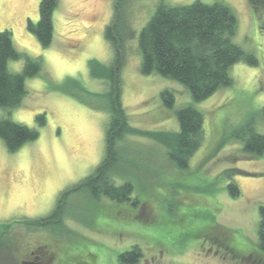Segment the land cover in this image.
I'll return each mask as SVG.
<instances>
[{"label": "rangeland", "instance_id": "374dc122", "mask_svg": "<svg viewBox=\"0 0 264 264\" xmlns=\"http://www.w3.org/2000/svg\"><path fill=\"white\" fill-rule=\"evenodd\" d=\"M115 1L58 0L52 40L43 48L27 29L28 21L39 20L40 0H0V32L9 30L22 54L8 71L21 72L27 59L40 63L39 72L24 81L20 105L0 108V119L38 132L13 153L0 139V264H19L40 249L51 255V264H122L118 256L134 246L142 253L139 264H264L257 235L264 153L243 150L250 133L264 134V18L246 0H129L124 16L136 34L124 43L119 77L130 125L175 131V112L192 104L204 116L203 142L180 169L150 137H127L114 179L131 183L134 205L85 188L61 197L103 159L111 101L107 75L115 58L104 30ZM160 1L229 6L236 17L232 41L256 64L233 65L232 84L199 103L180 83L141 74L138 33ZM165 89L174 95L170 109L160 98ZM60 199L59 220L38 223Z\"/></svg>", "mask_w": 264, "mask_h": 264}, {"label": "trees", "instance_id": "16d2710c", "mask_svg": "<svg viewBox=\"0 0 264 264\" xmlns=\"http://www.w3.org/2000/svg\"><path fill=\"white\" fill-rule=\"evenodd\" d=\"M58 0H40L39 20L28 21L27 29L40 46L46 48L52 40V14ZM129 0L114 2L113 19L104 30V38L112 46L114 61L109 67L107 79L110 85L109 122L105 134L104 155L94 173L77 185L62 193L64 199L70 191L88 189L93 196L102 195L118 203L131 201L133 186L130 182L117 185L115 175L122 160L121 146L130 135L148 136L161 144L174 166L188 167L189 161L204 139V116L194 107L187 105L175 112L178 129L175 131H140L130 125L120 102L119 69L124 54V43L135 36V31L125 20V8ZM256 15L264 18V0H246ZM236 29V17L231 8L222 3L206 4L195 1L188 5L170 6L158 3L153 15L140 29L137 37L140 54V73L158 74L185 86L192 103H199L218 89L232 84L230 69L241 61L256 64V58L232 41ZM22 54L12 42L9 30L0 32V108H16L23 100L26 89L24 81L35 76L40 63L35 59L25 60L21 72L8 71L10 61H19ZM95 63L93 62V65ZM163 105L170 109L174 105V95L170 90L160 92ZM264 117V108L262 110ZM40 118V117H39ZM38 132L22 124L0 119V139L9 153L17 151L25 143L34 141ZM243 150L252 155L264 153V134L250 133L243 140ZM231 196L238 195V189L229 185ZM46 218L39 222L57 221L63 213L62 200ZM133 205L137 199L132 200ZM257 229L258 246L264 252V206L259 209ZM40 249L36 254H45ZM51 257V255H50ZM142 257L139 247L118 256L122 264H137Z\"/></svg>", "mask_w": 264, "mask_h": 264}, {"label": "flooded vegetation", "instance_id": "af4514ba", "mask_svg": "<svg viewBox=\"0 0 264 264\" xmlns=\"http://www.w3.org/2000/svg\"><path fill=\"white\" fill-rule=\"evenodd\" d=\"M142 258V257H141ZM140 258V259H141ZM140 259L137 264H139ZM14 264H18V262H13ZM52 257L44 254H29L23 262H19V264H51Z\"/></svg>", "mask_w": 264, "mask_h": 264}]
</instances>
